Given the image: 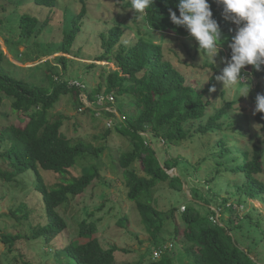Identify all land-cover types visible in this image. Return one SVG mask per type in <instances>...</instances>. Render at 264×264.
Masks as SVG:
<instances>
[{
  "label": "rangeland",
  "instance_id": "rangeland-1",
  "mask_svg": "<svg viewBox=\"0 0 264 264\" xmlns=\"http://www.w3.org/2000/svg\"><path fill=\"white\" fill-rule=\"evenodd\" d=\"M85 2L87 14L83 19L82 30L72 46V53H64L60 50L65 31L70 30L71 21L82 11L81 0H59L54 8L41 6L36 0H0V47L8 59L4 64L5 68L12 75L33 84L49 86V76L52 74L55 79L67 80L70 84L79 82L86 91L96 92L100 85L106 86L110 72L117 69L115 62L97 60L104 53L101 35L108 34L116 25L124 28V36L115 52L122 45L131 47L139 37L158 43L162 46L163 60L170 61L185 75L187 84L196 87L198 91L208 87L211 76L215 74L210 65H215L219 70L224 67L222 58L226 57V51L223 47L214 61L200 53L191 36H177L170 31H153L147 24L146 12L143 16L135 17V12L128 10L130 7L121 6V0ZM24 13L38 17L41 23L47 19L50 22L44 30L31 38H25L20 28V17ZM62 56L68 59L65 67L60 60ZM247 71L242 70L247 81L238 82L229 88H224L221 82L216 81V91L206 94L211 109L203 118L205 122L226 102H234V107L224 116L223 130L209 132L204 136L194 134L200 124H205L195 121L189 130L193 138L180 146L170 147L169 150L165 149L162 140H157L150 133L148 136L152 137V144L162 161L168 156L180 159L178 168L170 173L180 175L184 181L182 191L168 188L167 185L160 186L154 193L156 207L167 214L176 207L179 211L177 215L188 205L201 207L203 212H207L203 205L206 206L212 199L211 205L218 210L221 224L227 228L234 225L232 234L237 242L250 252L254 260L264 264V199L252 200L240 194L236 187L228 186L229 180L234 182V175L226 173L222 163L230 162L232 155L222 158L219 147L221 139L228 146L251 153L254 146L258 145L262 148L264 166V128L256 119L258 113L254 114L255 97L258 93H264V77L253 78ZM248 88V95L240 97ZM83 98L94 111L80 110L78 99L72 93L62 97L55 111L68 117L63 128L67 135L96 147L106 146L100 159L88 157L79 161L80 166L97 165L101 176L83 193L71 197L59 209L68 223L62 233L49 242L44 238L23 239L13 249L1 241V234L30 235L32 229L46 223V217L39 192L35 190L36 176L33 171L16 176L14 182H7L0 177V264H69L68 259L58 253L71 243L82 241L77 236L84 219L96 223L98 237L104 247H118L117 264L136 262L142 257L152 259L150 249L153 241L135 205L127 198L123 169L118 163L119 157L131 149L130 142L117 131L119 123L116 117L102 114V110L106 109L116 115L122 113L120 116L124 120L135 119L143 109L130 96L123 102H109L104 99L103 94L96 101H90L88 93L83 94ZM12 101L13 98L4 97L0 106V131L8 123L15 121L17 115L11 107ZM119 103H122V109ZM109 125L113 127L112 134L105 137ZM254 125L261 127L257 130ZM1 167L7 165L0 161ZM74 172L78 174L77 171ZM41 173L48 184L58 181L52 171L42 170ZM259 179L264 182V169ZM225 199L228 201L227 209H222L218 205L225 203ZM21 206L29 211L28 218L22 216L25 212H21L20 218L13 215V211ZM231 206H234V211L230 209ZM125 216L128 217V225L118 224L119 219ZM168 224L160 237L162 243L172 242L174 248L165 254L171 255L174 264L193 261L194 255L186 252L182 242L174 240V222L169 221Z\"/></svg>",
  "mask_w": 264,
  "mask_h": 264
},
{
  "label": "trees",
  "instance_id": "trees-1",
  "mask_svg": "<svg viewBox=\"0 0 264 264\" xmlns=\"http://www.w3.org/2000/svg\"><path fill=\"white\" fill-rule=\"evenodd\" d=\"M121 1L122 7H131V0ZM36 2L41 6L54 8L59 0ZM81 2L83 9L71 21L70 30L65 31L60 52L72 53V46L82 30L87 6L85 0ZM178 2L179 0H155V4L145 11L148 26L153 31H170L177 36H189L183 27H178L170 21L168 9L172 8L179 15L176 7ZM209 2L213 18L220 24L226 38L221 47L225 49L226 56H229L228 43L235 34L236 25L223 18L222 6L217 5L215 0ZM49 22L47 19L41 23L38 17L24 13L20 17L21 34L25 38H31L44 30ZM123 36L124 28L119 25L112 27L108 34L101 35L104 53L98 56L97 60L115 62L117 69L110 72L106 86L100 85L96 92H88L82 85L70 84L67 80L55 79L52 74L49 76V86L33 84L26 79L18 78L5 68L4 64L8 59L0 47V106L4 97L13 98L11 107L17 115L14 122L8 123L7 127L0 131V161L7 165L0 168V177L7 182H14L16 176L33 171L36 176L35 190L39 192L46 217V223L36 226L30 235L4 233L1 234V241L13 249L23 239L44 238L47 242L53 240L68 226L59 209L71 197L83 193L101 176L97 165L80 166L79 161L88 157L100 159L106 146L96 147L84 140H76L64 132L65 120L68 117L55 111L62 97L75 94L80 110L94 111L85 102L83 94L88 93L90 101H96L100 94L105 97L112 96L117 102H123L130 96L143 109L135 119L124 120L123 116H120L122 113L116 115L106 109L102 110V114L116 117L119 123L117 131L130 142L131 149L119 157L118 163L123 169L127 198L135 205L153 241L150 251L165 244L162 243L160 235L171 221L174 222V240L182 242L186 252L194 255L193 261L182 264H260L237 242L232 234L234 225L227 228L226 225L212 221V216L218 212L213 208L215 206L211 205L212 199L206 206L203 205L207 212H203L201 207L188 205L179 215L176 207L167 214L155 205L154 193L160 186L167 185L168 188L182 191L184 181L180 175L170 173L178 168L180 159L168 156L162 161L148 133L157 140H162L166 150L180 146L193 138V134L189 132L190 127L195 121L205 122L203 118L211 109L206 94L216 82L215 75L221 70L215 65H210L215 74L211 76L208 87L198 91L196 87L187 84L185 75L170 61L163 60L162 46L158 43L139 37L131 47L122 45L120 50L115 52ZM60 60L65 67L67 57L62 56ZM245 70H248V74L253 78L264 77V70L257 72L251 65L246 66ZM119 105L122 109V103ZM233 107L234 102H226L214 115L209 116L205 124H200L194 134L204 136L209 132L223 130L224 116ZM103 115L100 114L101 117H104ZM256 119L264 128V113H258ZM112 128V125L108 126L105 137L112 134ZM219 147L222 158L226 159L232 155L230 162L222 163L226 173L234 175V182L229 180L228 186L236 187L240 194L252 200L264 199V182L259 179L264 169L262 148L254 146L251 153L228 146L222 139L219 141ZM42 170L54 172L58 181L48 184L41 173ZM212 180L214 181L215 177ZM231 181L235 184L233 185ZM192 198L196 203L195 198ZM227 202L225 199V203L218 206L227 209ZM23 208L24 206L15 209L13 215L20 218L21 212H25L22 216L28 218L29 211ZM230 209L235 210L234 206ZM128 223L127 216L118 221L120 225L127 226ZM77 237L82 241L71 243L58 253L59 256L68 259L69 264H117L118 247L103 246L98 237L96 223L84 219ZM128 264H174V262L167 253L160 259L147 260L142 257Z\"/></svg>",
  "mask_w": 264,
  "mask_h": 264
},
{
  "label": "clouds",
  "instance_id": "clouds-1",
  "mask_svg": "<svg viewBox=\"0 0 264 264\" xmlns=\"http://www.w3.org/2000/svg\"><path fill=\"white\" fill-rule=\"evenodd\" d=\"M215 3L222 6L223 18L236 25L235 34L228 43L230 55L222 58L224 67L215 75L216 81L229 88L248 80L242 74L246 66L251 65L257 72L264 70V0H215ZM153 4L155 0H131L128 10L134 11L135 17L143 16ZM176 7L179 15L172 8L168 9L170 21L183 27L196 41L200 53L215 61L226 38L220 24L213 18L209 0H179ZM250 88L240 97H246ZM209 91L215 92V85ZM255 113H264V93L255 97ZM254 127L259 130L261 125Z\"/></svg>",
  "mask_w": 264,
  "mask_h": 264
},
{
  "label": "built area",
  "instance_id": "built-area-1",
  "mask_svg": "<svg viewBox=\"0 0 264 264\" xmlns=\"http://www.w3.org/2000/svg\"><path fill=\"white\" fill-rule=\"evenodd\" d=\"M74 84L81 85L79 82H74ZM104 99L105 100L106 99L109 100V102H111L112 100H115L114 97H112V96H109V97H105L104 96ZM219 216H220V214L218 212L217 215L212 216V221L214 223H220L221 224ZM173 248H174V244L173 243H166V244L161 245L159 247H155L152 250V258L154 260L160 259L167 251H171Z\"/></svg>",
  "mask_w": 264,
  "mask_h": 264
}]
</instances>
